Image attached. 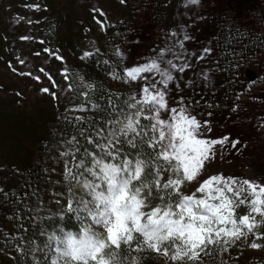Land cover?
I'll return each mask as SVG.
<instances>
[{"label":"rangeland","instance_id":"374dc122","mask_svg":"<svg viewBox=\"0 0 264 264\" xmlns=\"http://www.w3.org/2000/svg\"><path fill=\"white\" fill-rule=\"evenodd\" d=\"M261 8L264 0H200L196 5L188 0H0V189L11 188L17 197L20 189L27 190L23 176L31 172L40 180L38 188L33 189L38 200L35 216L68 212L82 221L80 230L60 228L50 233L44 264H63L60 252L67 246L69 235L80 239L89 228L104 232L91 217L69 210L75 207L73 194L83 196L87 189L84 177L73 180L68 174L69 169L73 174L76 171L68 146L55 151L58 145L42 142L51 127L52 114L80 106L73 87H86L90 80L81 71L79 56L96 48L113 52L130 82L131 96L138 93L137 84L142 86L143 82L131 81L127 70L156 59L168 48L172 53H166V59L177 62L175 57L180 56V64L186 59L191 67L183 73L173 70V75L181 82L192 113L200 120H211L210 138H228L216 145L211 174L248 179L264 187V40L258 39L229 68L219 62L215 44L220 22L245 34L259 35L264 23ZM66 30L75 57L65 56ZM185 35L192 39L183 41L181 47L179 41ZM205 48L211 51L204 53ZM117 49L123 53V60ZM238 63L242 66L237 70ZM187 81L193 83L185 87ZM45 88L49 91H42ZM169 93L168 102L174 107L179 96L174 85H170ZM162 118H166L163 113ZM57 180L61 185L56 186ZM196 187L186 182L181 190L192 194ZM245 189L239 199L250 201L259 195V188L255 194L247 186ZM159 203L154 200L152 206ZM249 207L241 205L238 216L247 214ZM254 215L258 223L264 220ZM12 226L10 215L0 214V253L7 264H19L17 231ZM6 229L12 231L6 233ZM243 231L245 235L234 243L212 245L196 261L172 262L162 253L144 248L128 254L124 264H264V223L252 232ZM113 251L105 248V258ZM69 264L75 262L70 260Z\"/></svg>","mask_w":264,"mask_h":264},{"label":"snow or ice","instance_id":"6c2138e0","mask_svg":"<svg viewBox=\"0 0 264 264\" xmlns=\"http://www.w3.org/2000/svg\"><path fill=\"white\" fill-rule=\"evenodd\" d=\"M199 2L188 0L192 5ZM189 39L192 37L185 35L179 41L181 47ZM210 51L203 49L204 53ZM166 53H172V49H163L156 59L127 70L131 81L143 82L142 86L137 84L138 93L129 97L123 107L119 96L109 93L101 97L106 99L104 110L117 115L105 117L103 127L81 128L70 141L76 143L74 160L79 159L74 163L75 174L72 169L68 174L73 180L84 177L87 191L79 197L73 194L75 207L70 206L69 210L91 217L104 232L89 228L80 239L69 235L67 246L60 252L63 264L70 260L75 264H109L115 257L119 259L113 260V264H124L128 254L144 248L162 253L172 262L196 261L210 246L234 243L245 235L243 229L252 232L264 223H258L254 215L264 218V187L248 179L211 174L216 145L224 144L228 138H210L211 120H200L192 113V105L182 94L181 82L173 75V70L183 73L191 65L186 59L183 64L178 63L180 56L175 57L177 62L166 59ZM116 54L123 60L120 49ZM89 55L85 53L86 57ZM240 66L236 65L237 70ZM110 75L119 78L118 74ZM191 83L187 81L184 86ZM170 85L179 93L174 107L168 102ZM86 87L92 89L93 85ZM82 94L87 101L88 94ZM99 107L98 103L87 105V109ZM124 109L130 112L121 119ZM162 113L166 118H162ZM206 115L211 117L212 113ZM77 136L84 139L86 147L80 146ZM164 173L169 175L165 177ZM186 182L198 185L195 192L182 193L181 186ZM245 186L253 194L259 188V195L250 201L239 199ZM197 193L201 195L198 197ZM154 200L160 203L152 206ZM246 204L249 211L238 216L237 209ZM107 247L116 251L105 258L103 250Z\"/></svg>","mask_w":264,"mask_h":264},{"label":"trees","instance_id":"16d2710c","mask_svg":"<svg viewBox=\"0 0 264 264\" xmlns=\"http://www.w3.org/2000/svg\"><path fill=\"white\" fill-rule=\"evenodd\" d=\"M259 13L264 21V8H261ZM219 27L215 44L219 62L226 68L231 67L235 58L245 54L247 51L249 52L255 42H258V39L264 40V23L262 26L263 30L257 36L251 33L245 34L238 27L221 22ZM64 36H66L67 45L65 46V49H67L65 56L67 58L75 57V52L70 47L71 42L67 30ZM64 41V37L61 36L60 42L64 43ZM89 53L91 55L87 57L78 55L81 57L79 65L84 76L90 80L93 88L89 89L84 86L73 87L75 98L80 103V106L72 109L63 108L57 114H52L50 118L51 127L46 130L44 139H42V142L47 146L51 143L58 145L59 149L55 151H60L68 146L70 152L68 154L72 157L74 163L79 157L74 160L72 155L76 151V143H70L72 137L77 135L81 128L103 127L105 117L113 118L117 115L115 111L104 110L106 99L102 100L101 97H107L109 93L119 96L121 98L119 101L121 107L131 97L130 82L123 74L121 65L116 60L113 52L104 47H99ZM110 73L118 74L119 78H114ZM82 93L88 94L87 101ZM97 103L101 107L87 109L88 104ZM129 112L130 110L124 109V116H121V119L129 115ZM75 117L84 119L78 121L74 119ZM141 122L144 123L145 121L142 120ZM77 140L81 147L87 146L83 138L77 136ZM82 155L83 152L81 151L80 156ZM29 173L23 176V183L27 185V190L23 192L20 189L18 191L19 197H16V191L11 188L0 191V200H2L0 214H9L10 219L13 221L12 229L17 231V244L19 247L17 257L19 264H44V258L47 257V243L50 233L58 231L60 228L73 231L80 230L82 229V221L75 220L68 212L60 214L52 211L48 216H35V206L38 204V200L36 197L37 190L33 189L38 188L40 180L38 175ZM57 185H61L60 180L56 181ZM46 200H48L47 194L44 197V203ZM12 229H6V233L12 231ZM1 247L0 245V249ZM0 264H7L5 257L1 253Z\"/></svg>","mask_w":264,"mask_h":264}]
</instances>
